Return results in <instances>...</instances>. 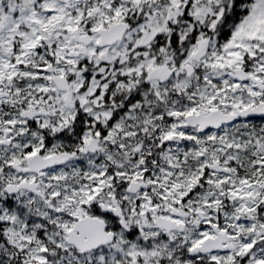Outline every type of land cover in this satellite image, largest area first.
Returning <instances> with one entry per match:
<instances>
[{
	"label": "snow or ice",
	"instance_id": "1",
	"mask_svg": "<svg viewBox=\"0 0 264 264\" xmlns=\"http://www.w3.org/2000/svg\"><path fill=\"white\" fill-rule=\"evenodd\" d=\"M0 264H264V0H0Z\"/></svg>",
	"mask_w": 264,
	"mask_h": 264
}]
</instances>
